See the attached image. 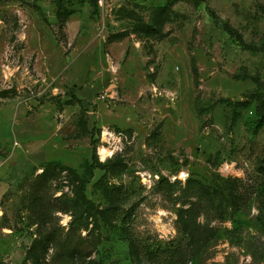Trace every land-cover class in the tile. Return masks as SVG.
Wrapping results in <instances>:
<instances>
[{
	"label": "rangeland",
	"instance_id": "obj_1",
	"mask_svg": "<svg viewBox=\"0 0 264 264\" xmlns=\"http://www.w3.org/2000/svg\"><path fill=\"white\" fill-rule=\"evenodd\" d=\"M0 264H264V0H0Z\"/></svg>",
	"mask_w": 264,
	"mask_h": 264
},
{
	"label": "trees",
	"instance_id": "obj_2",
	"mask_svg": "<svg viewBox=\"0 0 264 264\" xmlns=\"http://www.w3.org/2000/svg\"><path fill=\"white\" fill-rule=\"evenodd\" d=\"M164 6L160 7V13L158 15V18H156L155 23H153V26L158 27L159 23L162 21L161 19V14L164 10ZM223 27L224 29L232 36L234 37L238 42H240L241 45H243L245 48L250 49V50H255L252 49L253 47H251V45H248L247 42H245L242 34L239 32V30L237 28H235L234 26H232L229 22H224L223 23ZM148 29H150V31L152 32H156L157 29H155V27H148ZM109 160L107 162V160L105 162H97V159L95 161V165L97 164L99 167L101 168H106L107 165L109 164ZM94 164V162H93ZM92 164V165H93ZM45 170H43L44 172ZM179 182V181H178ZM169 185L171 186H175L177 184L175 183H169L167 182ZM187 186L192 187L195 185L193 180H188L186 182ZM199 191H201L202 195H208V190L206 186H202L198 189ZM195 212L193 210V208H181L179 211V222L181 224V227L183 228L184 231L190 233V234H194V232H196L197 230V223H196V218H195ZM51 239H46V241H50Z\"/></svg>",
	"mask_w": 264,
	"mask_h": 264
},
{
	"label": "built area",
	"instance_id": "obj_3",
	"mask_svg": "<svg viewBox=\"0 0 264 264\" xmlns=\"http://www.w3.org/2000/svg\"><path fill=\"white\" fill-rule=\"evenodd\" d=\"M115 88H116V83L114 80H112L111 84L100 93L98 98L99 99L106 97L115 98L117 95ZM102 136H103L102 140L104 141L102 147L106 148L105 156L101 158V160L103 159L104 161L108 158V156L111 157L113 155L116 149V147L114 148V146H116L118 137L113 131H110L109 129H104L102 132Z\"/></svg>",
	"mask_w": 264,
	"mask_h": 264
},
{
	"label": "bare ground",
	"instance_id": "obj_4",
	"mask_svg": "<svg viewBox=\"0 0 264 264\" xmlns=\"http://www.w3.org/2000/svg\"><path fill=\"white\" fill-rule=\"evenodd\" d=\"M102 152L104 153L105 152V149H102Z\"/></svg>",
	"mask_w": 264,
	"mask_h": 264
}]
</instances>
